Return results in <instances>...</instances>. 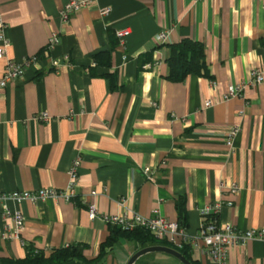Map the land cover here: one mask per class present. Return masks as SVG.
Wrapping results in <instances>:
<instances>
[{
	"label": "crops",
	"instance_id": "crops-1",
	"mask_svg": "<svg viewBox=\"0 0 264 264\" xmlns=\"http://www.w3.org/2000/svg\"><path fill=\"white\" fill-rule=\"evenodd\" d=\"M69 1L0 0L6 56L25 63L23 75L0 88V193L64 189L80 160L71 201L5 204L11 212H0V258L77 246L82 259L65 264H126L141 247L124 236L104 246L112 226L103 216L182 217L192 236L200 211L218 204L219 225L264 228V83L221 100L251 67L264 65V7L255 0H96L63 23L59 12ZM121 30L130 32L124 65L112 36ZM52 31L60 42L46 51ZM163 31L169 41L158 47ZM182 40L202 44L205 70L172 81L170 47ZM32 57L37 62L27 64ZM207 99L213 105L205 109ZM233 125L240 131L229 148L224 138ZM14 212L24 225L7 238ZM190 254L211 264L203 247ZM136 264L181 263L152 253ZM226 264H264V242L232 247Z\"/></svg>",
	"mask_w": 264,
	"mask_h": 264
},
{
	"label": "built area",
	"instance_id": "built-area-1",
	"mask_svg": "<svg viewBox=\"0 0 264 264\" xmlns=\"http://www.w3.org/2000/svg\"><path fill=\"white\" fill-rule=\"evenodd\" d=\"M264 7V0H255ZM96 0H70L63 5L59 12L60 20L67 23L70 17L81 9L91 7ZM109 8L101 11V15H107ZM7 25L0 19V60L4 62L3 73L0 78V88H5L15 79L21 77L24 72L25 63H17L6 56V48L9 42L5 36ZM128 30L116 31L114 33L117 39L118 49L121 52V64L127 63V56L123 54L125 49V39L129 35ZM158 47L165 46L169 41V32L163 31L155 36ZM60 42L59 31L50 32L45 46L46 51H51ZM38 57H32L27 60L28 63L37 62ZM264 83V65H256L251 67L248 72V79L245 82L231 85L221 97L222 101H227L234 97H243L249 89H255ZM214 87V83H212ZM213 105V101L207 99L203 107L209 108ZM40 120L48 121L49 117L46 113H42L38 117ZM240 131L239 125L229 127L225 133L224 142L227 147L231 148L235 137ZM80 160L75 159L71 164L68 175L69 182L64 189L41 188L34 190L13 191L9 193H0V212L8 214L11 212L5 204L7 202L21 203L28 201L32 204L47 200L65 202L71 201L75 195V187L78 182V167ZM148 169H144L147 173ZM231 193L237 192V187H231ZM92 196L96 195V191L91 192ZM89 219L93 220L97 217V211L93 204L89 206ZM219 211V205H207L200 211V224L195 235H189L183 225L176 221L167 220L161 216L153 218L143 217L137 214H121L112 216H103V221L112 226L120 227L123 230L132 231L141 228L148 231L158 241L166 242L175 250H181L187 247L191 252L199 250L203 247L204 253L211 260V264H226L228 260L229 250L235 246H243L251 240H261L264 242V228L249 229L241 231L230 224L219 225L215 219ZM10 214V213H9ZM13 225H7L5 228V237H17L23 228L24 218L20 212L12 213ZM24 244V243H23ZM25 245V244H24Z\"/></svg>",
	"mask_w": 264,
	"mask_h": 264
},
{
	"label": "trees",
	"instance_id": "trees-1",
	"mask_svg": "<svg viewBox=\"0 0 264 264\" xmlns=\"http://www.w3.org/2000/svg\"><path fill=\"white\" fill-rule=\"evenodd\" d=\"M112 36L115 37L114 33ZM168 66V77L172 81H182L189 74H200L205 70L204 49L202 44L189 40H182L179 43L172 45L170 47ZM177 222L181 225L184 224L182 217H180ZM119 236L134 240L139 244L141 249L155 245L172 248V246L166 242L155 239L144 229L136 228L132 231H127L117 226H112L111 234L105 241L104 246H112ZM178 251L192 264H196L191 259V254L187 247ZM73 259H82L77 251V246H68L54 250L48 255H45L38 250L28 249L24 258L16 260L0 258V264H65Z\"/></svg>",
	"mask_w": 264,
	"mask_h": 264
},
{
	"label": "water",
	"instance_id": "water-1",
	"mask_svg": "<svg viewBox=\"0 0 264 264\" xmlns=\"http://www.w3.org/2000/svg\"><path fill=\"white\" fill-rule=\"evenodd\" d=\"M152 253H163V254H166L170 257L175 258L181 264H192L179 251H177L171 247L161 246V245L149 246V247H145V248L138 250L136 253H134L129 258V260L127 261L126 264H136V262L140 258H142L148 254H152Z\"/></svg>",
	"mask_w": 264,
	"mask_h": 264
}]
</instances>
